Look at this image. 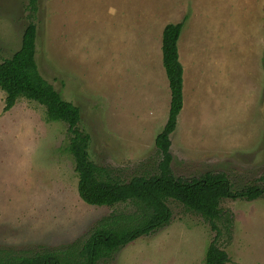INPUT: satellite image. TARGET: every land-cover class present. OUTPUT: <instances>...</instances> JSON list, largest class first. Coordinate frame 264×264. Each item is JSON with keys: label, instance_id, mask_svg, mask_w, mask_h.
Masks as SVG:
<instances>
[{"label": "rangeland", "instance_id": "obj_1", "mask_svg": "<svg viewBox=\"0 0 264 264\" xmlns=\"http://www.w3.org/2000/svg\"><path fill=\"white\" fill-rule=\"evenodd\" d=\"M40 75L80 111L88 153L120 182L157 173L154 138L169 108L166 25L180 24L182 108L170 135L174 176L224 173L234 190L264 173V0H36ZM28 0H0V61L21 45ZM0 90V247H59L128 205L90 206L77 193L69 134L45 109ZM167 226L98 264H205L215 232L168 200ZM218 246L227 264H264V197L226 199ZM131 210V211H130ZM221 228V225L217 223Z\"/></svg>", "mask_w": 264, "mask_h": 264}, {"label": "trees", "instance_id": "obj_2", "mask_svg": "<svg viewBox=\"0 0 264 264\" xmlns=\"http://www.w3.org/2000/svg\"><path fill=\"white\" fill-rule=\"evenodd\" d=\"M28 24L20 48L0 61V90L4 92L3 112L9 111L20 100L37 103L45 109L47 122L67 125V151L74 160L79 198L90 206L114 208L128 205L131 212H114L98 219L86 238H79L59 247L39 246L38 249L0 247V264H98L140 237L167 226L171 219L168 200L204 219L213 240L205 251V264H227L228 256L217 243L222 227L229 224V214L221 208L223 200L253 201L264 197V173L259 185L253 184L234 190L224 173H205L196 178L183 179L173 175L170 164V135L182 108V68L178 61L176 40L180 24L166 25L161 37L162 66L170 94L166 122L154 139L160 156L157 173L134 176L120 182L113 172L95 164L89 156L90 136L80 129L79 108L62 98L39 73L36 61L37 1L28 0ZM221 225V228L217 226Z\"/></svg>", "mask_w": 264, "mask_h": 264}, {"label": "crops", "instance_id": "obj_3", "mask_svg": "<svg viewBox=\"0 0 264 264\" xmlns=\"http://www.w3.org/2000/svg\"><path fill=\"white\" fill-rule=\"evenodd\" d=\"M170 95V94H169ZM156 137V136H155ZM155 139V138H154Z\"/></svg>", "mask_w": 264, "mask_h": 264}]
</instances>
